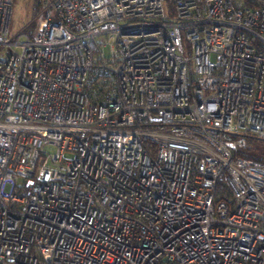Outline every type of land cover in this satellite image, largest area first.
Wrapping results in <instances>:
<instances>
[{
	"label": "built area",
	"instance_id": "obj_1",
	"mask_svg": "<svg viewBox=\"0 0 264 264\" xmlns=\"http://www.w3.org/2000/svg\"><path fill=\"white\" fill-rule=\"evenodd\" d=\"M43 5L0 0V264H264V0Z\"/></svg>",
	"mask_w": 264,
	"mask_h": 264
},
{
	"label": "rangeland",
	"instance_id": "obj_2",
	"mask_svg": "<svg viewBox=\"0 0 264 264\" xmlns=\"http://www.w3.org/2000/svg\"><path fill=\"white\" fill-rule=\"evenodd\" d=\"M44 0H13V13L9 36L15 38L20 33H28L30 36L38 27ZM52 152L53 148L48 149Z\"/></svg>",
	"mask_w": 264,
	"mask_h": 264
},
{
	"label": "trees",
	"instance_id": "obj_3",
	"mask_svg": "<svg viewBox=\"0 0 264 264\" xmlns=\"http://www.w3.org/2000/svg\"><path fill=\"white\" fill-rule=\"evenodd\" d=\"M237 155L264 162V140L254 136L247 137L245 146L237 150Z\"/></svg>",
	"mask_w": 264,
	"mask_h": 264
}]
</instances>
